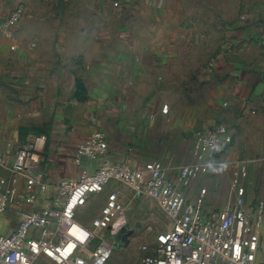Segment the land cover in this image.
Listing matches in <instances>:
<instances>
[{
    "label": "crops",
    "instance_id": "obj_1",
    "mask_svg": "<svg viewBox=\"0 0 264 264\" xmlns=\"http://www.w3.org/2000/svg\"><path fill=\"white\" fill-rule=\"evenodd\" d=\"M19 5L24 17L9 27ZM262 29L264 0H0V176L10 178L18 145L37 134L46 137L41 164L51 185L106 162L136 169L155 160L173 176L193 160L192 133L221 123L231 144L210 175L184 190L194 199L206 187L204 209L217 214L239 180L250 210L264 200ZM94 131L107 150L76 162L77 146ZM108 187L121 199L127 190L141 194ZM17 191L25 194L23 177ZM46 202L40 194L36 205ZM18 212L12 205L0 215V234ZM99 212L81 207L76 219L89 227ZM258 233L262 259L264 219ZM128 243L106 264H139Z\"/></svg>",
    "mask_w": 264,
    "mask_h": 264
},
{
    "label": "built area",
    "instance_id": "obj_2",
    "mask_svg": "<svg viewBox=\"0 0 264 264\" xmlns=\"http://www.w3.org/2000/svg\"><path fill=\"white\" fill-rule=\"evenodd\" d=\"M24 14L23 5H19L11 10L6 24L16 26ZM259 40L264 44V29ZM192 138L193 160L181 165L173 176L155 160L136 169L106 162L93 171L83 170L76 179H60L51 185L44 179L41 164L46 137L32 135L14 152L10 178L0 176V215L12 205L19 210L12 230L0 234V264H106L112 252L130 239L127 208L118 190L107 192L89 227L76 216L91 195L104 191L112 182L154 200L167 219L165 228L151 241L139 244V264H264V258L257 256L264 200L246 209L244 188L235 180L230 201L217 214H211L204 209L206 187H201L194 199L184 190L191 181L212 173L221 152L232 142L230 130L219 123L195 130ZM106 150L104 134L94 131L77 146L76 162ZM5 164L6 157L0 152V166ZM220 166L226 169L224 164ZM19 177L25 179V194L21 196L17 191ZM40 194L47 202L37 206ZM103 231L112 237H100ZM97 237L99 242L92 246Z\"/></svg>",
    "mask_w": 264,
    "mask_h": 264
},
{
    "label": "rangeland",
    "instance_id": "obj_3",
    "mask_svg": "<svg viewBox=\"0 0 264 264\" xmlns=\"http://www.w3.org/2000/svg\"><path fill=\"white\" fill-rule=\"evenodd\" d=\"M108 189L109 187L99 194L92 195L82 207L89 216L92 217L101 210ZM125 195L122 201L127 208L126 229L130 232V241L127 249L128 252L136 254L138 253V245L151 240L157 232L165 228L167 219L159 205L146 195L140 194L136 197L135 195H131L129 190L126 191ZM1 227L2 221L0 220ZM99 236H103L105 239H109L110 236L112 237L108 231H103ZM115 239H117V236ZM99 240V237H97L92 246H95Z\"/></svg>",
    "mask_w": 264,
    "mask_h": 264
},
{
    "label": "water",
    "instance_id": "obj_4",
    "mask_svg": "<svg viewBox=\"0 0 264 264\" xmlns=\"http://www.w3.org/2000/svg\"><path fill=\"white\" fill-rule=\"evenodd\" d=\"M122 231L124 232V231H125V229L123 228V229H122ZM128 234L130 235V232H129Z\"/></svg>",
    "mask_w": 264,
    "mask_h": 264
}]
</instances>
